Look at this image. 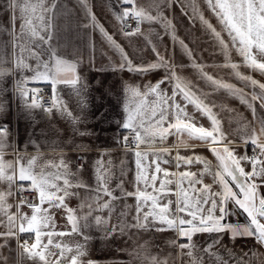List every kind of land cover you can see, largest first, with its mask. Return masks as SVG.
Segmentation results:
<instances>
[{
    "label": "snow or ice",
    "instance_id": "1",
    "mask_svg": "<svg viewBox=\"0 0 264 264\" xmlns=\"http://www.w3.org/2000/svg\"><path fill=\"white\" fill-rule=\"evenodd\" d=\"M169 2L153 0L145 8L137 0H118L117 7L123 10L114 11L113 15L119 22L121 34L125 37L144 35L142 24L157 23L174 41L177 40L174 25L163 11L164 4ZM78 3L83 6L89 23L98 28L109 45L120 54L119 70L127 69L141 75L165 70L164 77L155 83H125L123 86L120 127L128 134L117 143H122L125 152L134 156L133 190L125 189L123 179L113 187L116 173L111 152L107 149L101 151L94 161L92 184L81 175L84 165L74 170L67 154L63 150L55 152V146L52 159H45L38 146L34 154L13 148V158L6 159L7 148L13 146L7 142V127L0 125V240L3 241L0 250L9 240L16 239L20 264L24 259L31 260L32 264H63L64 261L68 264H97L91 259L85 261L93 229L103 231L108 238L139 231H172L175 238L168 240L167 244L178 248L182 264H205V256L208 264H212L213 258L218 264H227L223 256L213 251L225 234L232 241L251 237L264 246V192L261 191L264 189V115L257 116L255 107L258 101L260 108L264 109V82L240 71L243 67L264 76V0H205L219 30L195 3L193 6V14L199 16L223 56V63L216 67L230 69V76L250 87V93L205 71V65L196 62L192 50L183 40L179 43L191 60L190 66L212 92H204L191 80L179 75L177 66L161 56L155 45H152L156 55L153 62L134 64L113 35L98 22L88 0H78ZM5 4L6 10L12 13V29L8 33L10 39L0 45V53L11 44L13 66L6 67L8 61L0 58V81L18 74L14 87L25 108L40 109L45 114L55 110L71 123L74 130H78L86 119L89 86L78 72V62L63 56L60 48L52 43L56 35L59 0H5ZM17 20L20 22L18 32L15 28ZM130 21H135L134 28H131ZM129 28L131 31L126 30ZM233 53L241 59L235 61ZM29 82L50 84L51 98L44 97L39 89L28 88ZM166 83L171 87V94L163 87ZM60 85L71 89L79 115L69 109L68 101L61 96ZM220 90L239 97L252 112V120H237L234 134L239 138V144L223 130L221 120L213 111L215 103L208 102L209 96ZM189 105L193 108L191 112ZM197 113L199 117L207 118L208 127L200 123ZM103 118L102 112L97 120ZM78 134L86 136L90 133L78 131ZM172 136L177 138L176 143L171 147L163 146ZM194 142L207 145L215 163L195 152L189 156L180 155L181 147H197ZM249 144L252 146L251 155L237 152V148ZM77 147L84 148L83 145ZM174 149L176 155L172 157ZM105 156L109 159L105 160ZM173 163L176 171L162 166ZM195 165L200 167L192 171ZM182 166L185 170L179 171ZM120 175L127 176L123 161ZM206 178H210L211 183H206ZM80 190L86 194L82 195ZM129 197L134 198L135 205L125 203L117 213L116 202ZM73 199L79 201L76 207L71 206ZM133 207L135 214L131 213ZM57 213L62 214L63 225H58ZM241 213L245 216L243 224L238 219L236 222L228 219ZM113 217L115 223H112ZM21 234H29L34 239L31 243H20ZM197 234H208L216 239L201 249L194 241ZM65 237L73 239L66 240ZM181 240L186 242L180 243ZM128 254L139 264H168V257L152 254L148 242L137 245ZM185 255L187 261L183 260ZM49 257H54V261ZM8 261L9 257L0 251V264H8ZM236 264L246 262L236 259Z\"/></svg>",
    "mask_w": 264,
    "mask_h": 264
},
{
    "label": "crops",
    "instance_id": "2",
    "mask_svg": "<svg viewBox=\"0 0 264 264\" xmlns=\"http://www.w3.org/2000/svg\"><path fill=\"white\" fill-rule=\"evenodd\" d=\"M118 0H88L92 12L96 19L104 26L107 32L113 35V38L127 52L134 64L150 63L156 59L155 53L152 51V45H155L161 56L173 62L177 67L176 71L179 75L187 80H191L194 85L198 86L204 92H212V89L198 77V73L190 66L191 60L182 49L179 40H183L185 44L192 50V55L199 64L205 65V71L217 78L223 77L226 82L235 84L238 88H243L246 93L251 92L250 87H246L242 81L230 76V69L217 68L216 65L223 63V56L219 52V47L212 37L211 33L201 24L199 16L193 14V6L203 12L206 19L217 27L219 25L212 12L209 10L205 0H170L164 4V15L172 21L177 40H173L172 36L157 23L141 25L144 35H133L125 37L121 34L119 22L115 19L113 12H120L122 7H117ZM138 4L148 8L153 0H137ZM130 7V5H125ZM56 35L52 41L54 45L60 48L61 54L66 58L78 62V72L86 80L89 91V106L85 110V122L78 126V130H74L71 123L61 117L55 110L51 114H45L40 109L29 110L23 106L22 98L16 94L14 87L15 81L19 79V75L6 76L0 81V125H4L8 129L7 142L13 147L7 148L5 153L6 159L13 158V148L19 151H26L28 154H34L38 150L45 155V159L54 157L53 146L55 152L63 150L66 158L73 162L72 167L75 170L81 164L84 165L82 177L89 184L93 183V164L99 158V153L105 149L111 152V159L115 168V179L113 187L124 180L126 190H133V177L135 175V159L131 152H125L121 143L127 131L120 127L122 122V101L123 86L125 83L144 85L149 82L155 83L165 75L164 69L156 70L148 74H137L128 72L127 69L119 70L118 65L121 62L120 54L109 45L105 38L101 35L98 28L93 27L89 23L83 6L78 0H59L57 9ZM153 14L155 12L153 11ZM12 13L6 10L5 0H0V45L7 42L10 37L8 33L12 29L10 21ZM18 15V13H17ZM191 18V19H190ZM19 20L16 21V31H19ZM88 24V27H84ZM227 39V34H223ZM151 41V44L149 43ZM0 58L6 59L8 63L6 67L11 68L12 65V49L11 44L7 49L0 53ZM233 59L239 61L241 58L233 53ZM243 74H251L253 78L264 82V76L241 67ZM31 75V73H25ZM45 87L51 93V85L46 83L29 82L27 87ZM168 88L171 94V87L167 83L163 86ZM60 93L64 100L68 101L69 109L74 115H79L76 111V99L70 88L60 85ZM259 91V89H257ZM30 102V101H29ZM208 102H214L216 107L213 111L217 113L218 118L222 122L223 130L228 133L229 138L236 140L239 144V138L234 134L237 128V120H252V112L246 104L241 103L239 97L229 95L224 90L213 93L209 96ZM256 115H264V109L260 108L259 102H255ZM188 110L191 112L193 108L189 105ZM104 113V118L97 120L100 113ZM197 118L205 127L209 126L206 117ZM231 121V124L229 123ZM78 131H87L90 133L86 136H80ZM175 136L169 137L163 146L171 147L176 143ZM194 149H185L181 147L179 153L182 156L192 155L193 152L198 155L206 156L215 163V158L208 150L207 145H200L198 142ZM77 145H83L84 148H78ZM252 146H241L237 148L239 154L247 152L249 155ZM176 150L171 153L175 157ZM109 159L108 156L104 157ZM123 161L124 170L127 172L126 177H121V162ZM170 171H176L175 163L170 165H162ZM200 166L195 165L191 168L196 171ZM250 169V166H248ZM182 166L179 171H184ZM206 183H211L210 178L205 179ZM82 195L84 190H80ZM264 192V189H261ZM116 195L120 193L117 190ZM71 206L76 207L78 200H71ZM135 205L134 198L119 200L116 202L117 213L123 208V205ZM231 207V205H229ZM14 211V209H13ZM25 211H28L25 209ZM131 213L135 214L134 207ZM106 215V213H105ZM58 225H63L64 220L62 214L57 213ZM231 222L245 223L244 214L238 216L233 215L228 218ZM115 217L112 223H115ZM2 230V229H0ZM92 239L88 242L85 257L96 261L97 264H129L132 257L129 252L137 245L148 242L152 254H159L161 258L168 257V264H182L178 258V248L170 247L167 241L175 238L172 231L156 232V231H139L123 236L117 234L112 238L104 235L103 231L93 229L90 233ZM131 235V238H130ZM29 236V234H21L19 237ZM66 240L73 238L65 237ZM80 239V237H75ZM215 236L208 234H197L194 241L203 249L210 243ZM221 243L216 245L213 251L218 252L227 261V264H236V259H242L246 264H264V246L258 244L254 238H237L234 241L229 240L225 234L221 238ZM186 241L181 240L180 243ZM0 243H3L0 240ZM3 255L9 257L8 264H20L19 253L17 251V240L11 239L7 246L0 250ZM171 253V256L169 254ZM232 254L230 257L229 254ZM255 253V255H253ZM246 254V255H245ZM54 261V257H49ZM184 261L188 260L185 255ZM23 264H32L31 260L24 259ZM63 264H68L64 261ZM132 264H139L138 261L132 260ZM205 264H208L207 256H205ZM212 264H218L213 258Z\"/></svg>",
    "mask_w": 264,
    "mask_h": 264
},
{
    "label": "built area",
    "instance_id": "3",
    "mask_svg": "<svg viewBox=\"0 0 264 264\" xmlns=\"http://www.w3.org/2000/svg\"><path fill=\"white\" fill-rule=\"evenodd\" d=\"M130 24H131V28H134L136 25H135V21H130L129 22ZM131 28H129V29H126L127 31H131ZM29 88H36V89H39L40 91H41V94L44 96V97H46V98H51V95H52V93H51V91L48 89V88H45V87H29ZM123 138V137H122ZM121 145H122V143H121ZM122 148H124L123 147V145H122ZM252 154V150H250V152H249V155H251ZM25 195H29L28 193H25ZM19 199V197H17V200ZM34 239V237H32V236H22L21 238H20V243H23L24 241H28L29 243H31L32 242V240Z\"/></svg>",
    "mask_w": 264,
    "mask_h": 264
}]
</instances>
